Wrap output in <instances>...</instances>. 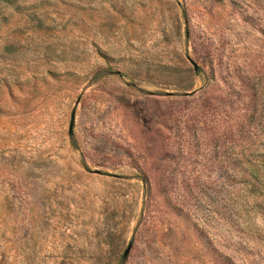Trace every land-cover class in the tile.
Listing matches in <instances>:
<instances>
[{"label": "rangeland", "instance_id": "rangeland-1", "mask_svg": "<svg viewBox=\"0 0 264 264\" xmlns=\"http://www.w3.org/2000/svg\"><path fill=\"white\" fill-rule=\"evenodd\" d=\"M0 264H264V0H0Z\"/></svg>", "mask_w": 264, "mask_h": 264}, {"label": "water", "instance_id": "water-1", "mask_svg": "<svg viewBox=\"0 0 264 264\" xmlns=\"http://www.w3.org/2000/svg\"><path fill=\"white\" fill-rule=\"evenodd\" d=\"M189 62L192 65L194 71H197V66L193 62H191V61H189ZM73 120H74V115L72 114V116L70 118L69 132H71V129H72V126H73ZM128 252H129V248L125 251L124 257L127 256Z\"/></svg>", "mask_w": 264, "mask_h": 264}]
</instances>
